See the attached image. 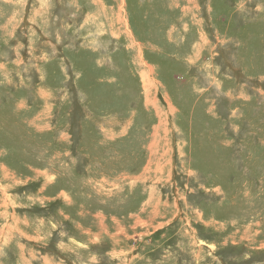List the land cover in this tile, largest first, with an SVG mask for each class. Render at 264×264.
<instances>
[{
  "label": "rangeland",
  "instance_id": "374dc122",
  "mask_svg": "<svg viewBox=\"0 0 264 264\" xmlns=\"http://www.w3.org/2000/svg\"><path fill=\"white\" fill-rule=\"evenodd\" d=\"M0 264H264V0H0Z\"/></svg>",
  "mask_w": 264,
  "mask_h": 264
}]
</instances>
